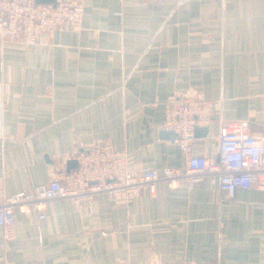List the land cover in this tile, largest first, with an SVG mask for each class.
<instances>
[{"label": "crops", "instance_id": "0c3cea01", "mask_svg": "<svg viewBox=\"0 0 264 264\" xmlns=\"http://www.w3.org/2000/svg\"><path fill=\"white\" fill-rule=\"evenodd\" d=\"M81 27L35 44L0 39V204L111 144L133 171L183 170L163 133L168 97L221 99L196 155L216 159L222 123L264 134V0H79ZM78 166V165H77ZM15 213L0 264H264V190L232 198L160 181L128 201L105 193Z\"/></svg>", "mask_w": 264, "mask_h": 264}, {"label": "built area", "instance_id": "2783aa9c", "mask_svg": "<svg viewBox=\"0 0 264 264\" xmlns=\"http://www.w3.org/2000/svg\"><path fill=\"white\" fill-rule=\"evenodd\" d=\"M79 0H0V39L4 42L35 44L49 38L54 31L69 27L78 30L83 19ZM221 99L206 100L198 95H173L165 102L163 128L172 130L174 143L185 159L183 170L164 167L157 172L148 167L133 171L126 151L111 144L80 149L75 153L78 166L67 174L53 173L47 182L9 195L0 204L2 239L13 238L15 213L34 210L45 217L46 202L69 199L74 203L105 193L113 200L128 201L147 190L151 195L158 182L169 186L184 184L198 187L204 178L217 184L232 198L238 188L264 190V134L249 132L247 121L222 123L218 132V155L211 159L193 151L196 126L207 125L212 112L220 113ZM207 264H218L216 262Z\"/></svg>", "mask_w": 264, "mask_h": 264}, {"label": "water", "instance_id": "95a60500", "mask_svg": "<svg viewBox=\"0 0 264 264\" xmlns=\"http://www.w3.org/2000/svg\"><path fill=\"white\" fill-rule=\"evenodd\" d=\"M55 1L56 0H35L36 3H55ZM207 130L208 126H196L194 130V136H196L198 132L206 134ZM163 133L172 140H174V138L176 137V134L172 130H164ZM77 165L78 163L76 159H69L68 161H66V172H69L71 169L76 168Z\"/></svg>", "mask_w": 264, "mask_h": 264}]
</instances>
